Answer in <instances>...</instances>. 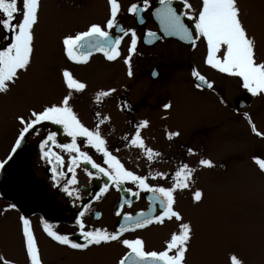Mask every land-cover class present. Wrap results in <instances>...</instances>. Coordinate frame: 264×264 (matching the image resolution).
Returning a JSON list of instances; mask_svg holds the SVG:
<instances>
[{"label":"flooded vegetation","instance_id":"flooded-vegetation-1","mask_svg":"<svg viewBox=\"0 0 264 264\" xmlns=\"http://www.w3.org/2000/svg\"><path fill=\"white\" fill-rule=\"evenodd\" d=\"M44 1L40 0L39 20L34 26V52L40 50L41 11ZM169 2L178 14L188 11L183 6V0H169ZM188 2L193 10H198L201 4V0H188ZM59 3L62 8L71 6L80 9L85 6L88 13L98 16L96 21L85 22V27L80 28L82 31H87L93 23L105 26L110 16L109 0H85V3L59 0ZM118 4V26H114L111 30L105 27V30L109 31L113 37L117 35L123 37L119 45L120 56L116 60L109 61L103 52L93 51L87 62L77 63L68 58L64 49L63 54L71 63L85 65V72H87L85 82L91 81L87 85L86 95L87 106L93 108V114H77L79 119L86 127L93 129L99 124L100 119L109 117L103 124H99L101 134L107 142V150L117 156L127 170L137 175L147 176V183L150 185L171 187L174 174L182 164L194 165L201 159L216 161L213 146L218 132L225 131L228 137L233 131L242 132L243 144L249 136L264 141V136L257 135L251 127V124H255L257 132L264 133L262 120L264 112L263 115L250 113L252 105L259 99L264 101V97L260 93L254 94L252 101L243 107H237L235 99L248 90L243 87L241 78L232 77L227 73L217 74V69L205 63L207 48L203 38L197 39L193 46L191 43H183L177 39L176 35L166 33L157 16V9L162 7L160 0H148L147 7H144L143 0H118ZM133 4L138 6L135 13L128 11ZM182 19L194 29V23L188 17L182 16ZM121 27L125 31L135 30L137 35V46L131 56L133 71L131 77L127 75L128 66L125 63V58L129 55L131 33L124 35L120 31ZM148 32L156 35L150 37L148 43H145L144 35ZM194 35L198 34L194 33ZM10 36L11 33L0 28V45H6ZM52 41L57 42L55 37H52ZM169 45L177 47L171 55L167 54ZM37 63L35 56L28 69L36 67L37 70ZM193 69L199 71L213 84V87L211 89L197 88L195 85L198 81L192 75ZM139 70H145L146 77L142 80L143 82L136 84L138 77L136 72ZM186 71H188L187 79L172 78L174 74L180 73L182 76L181 72ZM153 72L157 75L154 76ZM216 75H220L221 78H216ZM89 77L93 78L89 79ZM109 89H115V91L97 102L96 94ZM22 92L21 87L16 91L11 89L7 94L0 93V112L8 103L9 96L18 101ZM189 99L196 106L197 114L194 121L190 122L186 129L185 126L181 128L170 126L176 118L172 119L167 111L181 108ZM166 103L171 105L167 109L163 107ZM143 120L149 122L147 127L140 129L145 145L160 154L152 160H149L139 147L131 145L130 139H125L134 134V126ZM13 128L18 135L20 124L17 119L13 122ZM50 132L57 133L56 144L51 146L52 151L64 159L60 171L65 175L59 184L53 180L52 165L43 158L39 146L41 139L46 138ZM169 132L192 134V144L188 140L183 146L170 145L179 136L169 139ZM71 142L72 138L63 131L61 125L43 122L37 125L36 131L27 137L22 148L13 154L5 168L0 169V214L3 221V236L9 224L13 228L17 226L23 230L21 220L23 216L30 221V228L36 242L37 232L48 239L46 246L50 248L51 255L50 258L45 259L52 261L51 264H85V260L97 263L100 259H107L108 264H118L128 251L119 241L89 245L85 249H72L49 236L45 231V224L50 225L52 231L57 234L68 235L73 242L85 243L79 227L80 221L85 225L84 231L103 228L108 232H114L125 223L123 219L125 214L136 217L141 211L148 212L152 207L156 210L154 214H159L161 210L159 202L153 204L149 200L151 193L137 188L131 181L117 187L107 176H97L96 170L83 160H80L74 169L77 183L67 185L70 191L78 190V196H70L64 188L65 181L72 178V173L68 172V166L70 155L75 153L70 154L59 145ZM76 143L81 151L87 152L92 157L93 162L100 164L101 167H107L102 153L87 145L85 138L77 137ZM189 149L192 151L189 152ZM261 152L264 158L262 147ZM201 154L203 157H199ZM89 172L92 173L91 176L88 175ZM158 172L165 174L163 179L155 176ZM105 185H107L106 190L101 192V188ZM182 191L177 189L173 193L175 200L173 207L178 212L180 210L177 207V196ZM10 204H15L16 208H8ZM81 212L84 213L83 217L80 216ZM178 222L173 218L165 219L163 224H148L144 228L123 232L121 239H134L137 233L147 232L154 227L165 228L167 225L174 227ZM39 240L43 241L40 234ZM165 246L161 248L145 246V250L161 251ZM39 256H43L41 252Z\"/></svg>","mask_w":264,"mask_h":264},{"label":"snow or ice","instance_id":"snow-or-ice-1","mask_svg":"<svg viewBox=\"0 0 264 264\" xmlns=\"http://www.w3.org/2000/svg\"><path fill=\"white\" fill-rule=\"evenodd\" d=\"M160 3L162 7L157 9V16L166 33L177 35L181 39L191 42L193 46L197 39L203 38L207 48L205 59L207 65L222 73L241 78L243 87L253 94L264 93V61L257 62L256 41L248 34L241 21L238 0H201L198 10H193L188 0H183V6L188 9L183 14H178L169 0H160ZM109 4L110 16L105 26L93 23L87 31L79 32L76 35H66L63 38L64 50L70 60L85 63L93 51L103 52L109 61H114L120 56L119 45L123 37L119 35L113 37L109 31L105 30V27L111 30L114 26H118V0H109ZM143 5L147 7L148 0H143ZM137 7L136 4H133L128 11L135 13ZM39 10L40 0H0V28L11 33L9 42L6 45H0V93L7 94L20 78V73L26 72L31 66L34 53V26L39 20ZM182 16L188 17L194 23V29L184 22ZM120 31L124 35L131 33L129 55L125 58V63L128 66L127 75L131 77L133 75L131 56L137 46V35L132 29L125 31L121 27ZM194 33L198 35H194ZM147 35L154 37L156 34L148 32ZM61 75L69 90L68 94L64 95L59 102L43 105L39 110H31L27 118L23 115L17 116L20 124L19 132L8 157L0 161V169H4L13 154L22 148L27 137L36 131L37 125L43 122L61 125L63 131L72 138V142L59 146L70 154L75 153V155H70L68 172L72 173V178L65 181V192L70 196H78V190L70 191L67 185L77 183L74 169L78 162L83 160L96 170L97 176H107L117 187L124 182L131 181L137 188L150 192L149 200L153 204L159 202L161 210L159 214H154L156 210L155 207H152L148 212L141 211L136 217L125 214L123 217L125 223L121 224L119 230L114 232H108L103 228L84 231L85 225L80 221L79 227L85 243L73 242L68 235L57 234L46 223L45 231L48 235L72 249H85L89 245L119 241L128 251L118 261V264H186V253L194 235L190 222H181L178 231L170 235L166 246L161 251H146L142 238L121 239V235L126 231L144 228L148 224H163L165 219L172 220L174 218L177 221H183L180 212L173 207L175 203L173 193L177 189H186L190 186L194 169L187 164H182L174 174V182L171 187L150 185L147 183V176L137 175L133 171L127 170L118 157L107 150V142L101 134L99 124H103L109 117L100 119L99 124L93 129L86 127L73 110L70 101L73 98V92H82L87 86L76 79L66 68L62 70ZM153 75L155 76L157 73L153 72ZM192 75L198 81L195 85L197 88L211 89L213 87V84L196 69H193ZM114 91L115 89L102 90L96 94L95 99L100 102L102 97L108 96ZM170 106L167 103L163 105L165 109ZM249 122L251 123L250 117ZM148 123L147 120L138 122L134 126V134L131 137H125V139H130L131 145L139 147L145 152L148 159L152 160L160 154L152 148L146 147L140 134V129L147 127ZM251 127L257 135L264 136V133L257 132L255 124H251ZM179 135V132H169L168 138L172 139ZM77 137L85 138L87 145L102 153L107 167H101L100 164L93 162L87 152L81 151L76 143ZM56 138L57 133L50 132L46 138L41 139L39 146L43 158L52 165L53 180L59 184L65 174L60 171L64 164L63 157L52 151L51 146L56 144ZM191 151L192 149H189V152ZM254 160L260 170L264 171V158L254 157ZM199 165L214 166L210 159L199 160ZM88 175L91 176L92 173L89 172ZM155 176L163 179L165 174L158 172ZM106 188L107 185L100 191L103 192ZM133 195H138V193H133ZM202 195V191L196 190L194 200L199 202ZM8 208L15 209L16 205L10 204ZM83 215L84 213L81 212L80 216L83 217ZM21 220L30 264H42L36 240L30 228V221L23 216ZM231 262L232 264H244L243 260L236 255L231 256ZM0 264H9V262L0 257Z\"/></svg>","mask_w":264,"mask_h":264},{"label":"rangeland","instance_id":"rangeland-1","mask_svg":"<svg viewBox=\"0 0 264 264\" xmlns=\"http://www.w3.org/2000/svg\"><path fill=\"white\" fill-rule=\"evenodd\" d=\"M70 1L85 3V0ZM238 4L241 21L248 34L256 41L257 62H262L264 0H238ZM41 16L40 50L33 53V57H37V70L32 67L20 73V78L11 87L15 91L22 87L19 100L9 96L8 103L0 112V161L6 159L16 139L13 122L17 116L23 114L28 117L31 110H39L43 105L59 102L68 94L69 90L62 80L63 69L71 71L86 86L91 83L85 82V65L73 64L64 57L62 41L66 35L81 32L80 28L85 27V22L96 21L98 16L88 13L85 6L80 9L71 6L62 8L59 0H45ZM52 37L56 38V43L52 41ZM168 47L167 54L170 55L177 49L175 45ZM144 72L145 70L136 72V84L143 82L146 77ZM181 73L182 76L176 73L172 78L187 79L188 71ZM220 73L222 72L217 70V74ZM216 78L221 77L216 75ZM19 82L23 84H18ZM86 93L87 87L82 92L72 94L70 103L77 114H93V108L87 106ZM260 94L264 97V93ZM167 112L172 119L176 118L170 126H185V129L197 114L195 103L190 99L181 108ZM263 112L264 101L259 99L250 108V113L263 115ZM262 120L264 123V117ZM192 139V134L183 132L170 145L183 146L188 140L192 144ZM242 139V132L233 131L229 137L225 131L218 132L213 146V155L216 156L214 166H201L199 161L191 164L189 167L194 169L192 183L177 196V207L183 221H179L174 227H154L147 232L137 233L135 238H142L146 247L161 248L166 245L170 235L178 231L181 222H190L194 235L186 253V264H232V255L242 259L244 264H264V171L260 170L254 160V157L262 158L261 147L264 151V141L249 136L243 144ZM196 190L203 194L199 202L194 200ZM2 222L0 214V257L9 264H30L23 230L9 224L3 236ZM39 234L43 241L39 240ZM36 237L38 250L43 255L40 257L42 264H51L52 261L45 259L51 255L50 248L46 246L48 239L40 232L36 233ZM85 264H108V260L100 259L97 263L85 260Z\"/></svg>","mask_w":264,"mask_h":264},{"label":"water","instance_id":"water-1","mask_svg":"<svg viewBox=\"0 0 264 264\" xmlns=\"http://www.w3.org/2000/svg\"><path fill=\"white\" fill-rule=\"evenodd\" d=\"M177 36V35H176ZM169 37V36H168ZM150 37L145 34L144 35V42L145 43H148V39ZM177 39H179L180 41H182L183 43H191L187 40H184V39H181L179 36H177ZM192 44V43H191ZM253 93L251 92H246V93H243L242 95L238 96L236 99H235V103L237 105V107H243L245 104H247L248 102L252 101V98H253Z\"/></svg>","mask_w":264,"mask_h":264}]
</instances>
